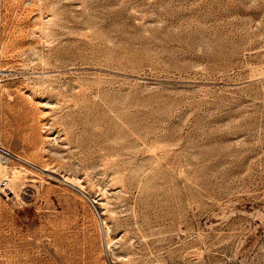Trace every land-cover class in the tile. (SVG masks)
<instances>
[{"label":"rangeland","instance_id":"rangeland-1","mask_svg":"<svg viewBox=\"0 0 264 264\" xmlns=\"http://www.w3.org/2000/svg\"><path fill=\"white\" fill-rule=\"evenodd\" d=\"M0 70V264H261L264 0H0Z\"/></svg>","mask_w":264,"mask_h":264},{"label":"bare ground","instance_id":"bare-ground-1","mask_svg":"<svg viewBox=\"0 0 264 264\" xmlns=\"http://www.w3.org/2000/svg\"><path fill=\"white\" fill-rule=\"evenodd\" d=\"M86 60H84L83 62L85 63ZM88 61V60H87ZM88 63V62H87ZM2 71V70H0ZM1 73V72H0ZM3 73V72H2ZM104 79L105 81L112 83V84H119L121 82H123L124 80V75L121 71L119 70H111L108 71V73L106 74V77L104 75ZM108 83V84H109ZM1 84V82H0ZM111 84V85H112ZM17 159L20 160L22 162H25L27 164H30L29 162H26L25 160L20 159L19 157L12 155L8 152H6L0 145V180L2 179V174H4L3 172H5V169H8V165L9 162L11 161V159ZM33 165V164H32ZM42 170V169H40ZM21 170H18L16 172H13V174H11L10 177H7L6 179L9 181V195L15 193L14 189L15 187L19 184L21 177H22V173L20 172ZM45 171V170H43ZM26 172V171H25ZM6 175V174H5ZM6 177V176H5ZM24 177V176H23ZM68 179V178H67ZM67 179L63 180L65 183H69L70 185L74 186V181L73 182H69ZM76 183V182H75ZM77 186V185H76ZM81 187V186H80ZM83 188V187H82ZM78 189H79V184H78ZM81 189V188H80ZM83 191V190H82ZM88 193V192H87ZM7 195V192L5 193ZM86 194V193H85ZM88 195V194H87ZM1 197V196H0ZM15 197L17 199H19V195L15 194ZM2 198V197H1ZM95 202V201H94ZM0 244L6 245L7 247H14L16 246V242L15 240H7L5 238L0 237Z\"/></svg>","mask_w":264,"mask_h":264},{"label":"built area","instance_id":"built-area-1","mask_svg":"<svg viewBox=\"0 0 264 264\" xmlns=\"http://www.w3.org/2000/svg\"><path fill=\"white\" fill-rule=\"evenodd\" d=\"M1 82V79H0ZM6 192H10L9 191V181L6 178H3L0 180V196H5ZM261 264H264V255L262 257L261 260Z\"/></svg>","mask_w":264,"mask_h":264}]
</instances>
